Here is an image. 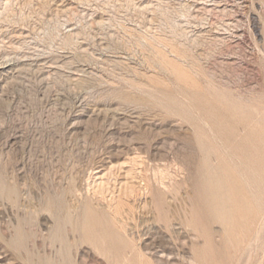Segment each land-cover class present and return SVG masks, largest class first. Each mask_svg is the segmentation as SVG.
<instances>
[{"label": "rangeland", "instance_id": "rangeland-1", "mask_svg": "<svg viewBox=\"0 0 264 264\" xmlns=\"http://www.w3.org/2000/svg\"><path fill=\"white\" fill-rule=\"evenodd\" d=\"M263 158L264 0H0V264H264Z\"/></svg>", "mask_w": 264, "mask_h": 264}, {"label": "bare ground", "instance_id": "bare-ground-1", "mask_svg": "<svg viewBox=\"0 0 264 264\" xmlns=\"http://www.w3.org/2000/svg\"><path fill=\"white\" fill-rule=\"evenodd\" d=\"M261 151H262V150H261ZM257 153H258V152H257ZM261 154H262V153H261ZM215 156H216V155H215ZM247 156H248V155H247ZM211 157H212V156H210V158H211ZM213 157H214V156H213ZM252 157H253V156H252ZM252 157H251V158H252ZM239 158H240V157H239ZM249 158H250V157H249ZM239 160H240V159H239ZM251 160H252V159H251ZM257 160H258V159H257ZM260 160H261V158L259 159V161H260ZM263 160H264V158H263ZM211 161H212V159H211ZM220 161H221V163H222V158L220 159ZM253 161H255L254 158H253ZM209 162H210V161H209ZM212 162H213V161H212ZM225 162H226V161H225ZM237 162H238V160H237ZM243 162H244V161H243ZM262 162H263V161H262ZM218 163H219V162H218ZM218 163H217V164H218ZM254 163H255V162H254ZM259 163H260V162H259ZM219 164H220V163H219ZM226 164H227V163H226ZM263 164H264V162H263ZM263 164H262V166H263ZM224 165H225V164H224ZM237 165H238V164H237ZM240 165H241V163L239 164V166H240ZM256 165H258V167H259L258 162H257ZM213 166H214V165H213ZM218 166H219V165H218ZM221 166H222V165H221ZM219 167H220V166H219ZM225 167H226V166H225ZM260 167H261V166H260ZM210 168H211V167H210ZM214 168H215V167H214ZM226 168H227V167H226ZM262 168H263V167H262ZM262 168H261L260 170H263ZM224 169H225V168H224ZM224 169H223V170H224ZM247 169H248V168H247ZM251 169H252V168H251ZM211 170H212V169H211ZM220 170H222V168H221ZM220 170H219V168H216V169H215V171H217V174H218V172H220ZM212 171H213V170H212ZM229 171H230V170H229ZM230 172H231V171H230ZM259 173H260V172H259ZM215 174H216V173H215ZM219 174H220V173H219ZM221 174H222V176H223V174H224L223 171H221ZM227 175H231V173H230V174H227ZM225 176H226V175H225ZM225 176H224V177H225ZM234 176H236V175H234ZM234 176L231 175L232 178H233ZM224 177H223V178H224ZM248 177H249V176H248ZM256 177H259V176H256ZM208 178H209V177H208ZM234 178H235V177H234ZM213 179H214V178H213ZM225 179H226V178H225ZM225 179H224V180H225ZM240 179H241V178H240ZM252 179H253V178H252ZM207 180H208V179H207ZM215 180H217V179H215ZM224 180H223V182H225ZM226 180H227V179H226ZM230 180H231V179H230ZM233 180H234V179H233ZM234 181H235V180H234ZM242 181H243V180H242ZM219 182H220V181H219ZM219 182H218V183H219ZM236 182H237V181H236ZM230 183H231V182H230ZM234 183H235V182H234ZM251 183L255 184L254 182H251ZM221 184H222V182H221ZM225 184H227V183H225ZM232 184H233V183H232ZM235 184H236V183H235ZM237 184H238V183H237ZM212 185H213V184H212ZM247 185H248V184H247ZM227 186H228V185H227ZM227 186L225 185V188H226ZM237 186L240 187V183H239ZM237 186H236V188H237ZM247 187H248V186H247ZM261 187H262V186H261ZM227 188H228V187H227ZM228 189H229V188H228ZM228 189H226V191H227ZM237 189L239 190V188H237ZM248 189H249V188H248ZM262 189H264V188L262 187ZM213 190H214V189H213ZM234 190H235V188H234ZM241 191H242V190H241ZM247 191H248V190H247ZM247 191H246V192H247ZM259 191H260V189H259ZM222 192H223V191H222ZM230 192H231V191H230ZM207 193H210V192H207ZM234 193H235V192H234ZM240 193H241V192H240ZM242 193H243V192H242ZM242 193H241V194H242ZM246 194H248V193H246ZM249 194H250V193H249ZM242 195H243V194H242ZM208 196H209V195H208ZM236 196H237V194H236ZM244 196H245V194H244ZM214 197H215V196H214ZM214 197H213V198H214ZM232 197H233V196H230V198H232ZM241 197H242V196H241ZM247 197H248V196H247ZM249 197H251V196H249ZM249 197H248V198H249ZM253 197L256 198L257 195L254 194ZM238 198H239V197H238ZM242 198H243V197H242ZM258 198H259V197H258ZM209 199H210V198H209ZM243 199H244V198H243ZM232 200H233V199H232ZM248 200H249V199H248ZM251 200H253V199H251ZM260 200H261V199H260ZM225 201H226V200H225ZM246 201H247V200H246ZM258 201H259V200H258ZM233 202H234V201H233ZM244 202H245V201H244ZM259 202H260V201H259ZM228 203H230V202H228ZM228 203H227V204H228ZM263 203H264V201H263ZM237 204H238V203H237ZM237 204H236V205H237ZM240 204H241V202H240ZM232 205H233V204H232ZM238 205H239V204H238ZM260 205H261V204H260ZM239 206H243V205H239ZM261 206H262V205H261ZM229 207H230V206H229ZM233 207H234V206H233ZM235 207H236V206H235ZM235 207H234V208H235ZM243 207H246V209L248 208L247 206H243ZM212 208H213V207H212ZM217 208H218V207H217ZM236 208H237V207H236ZM241 208H242V207H241ZM214 209H215V208H214ZM239 209H240V208H239ZM232 210H233V209H232ZM234 211H235V210H234ZM236 211H237V210H236ZM243 211H244V210H243ZM233 213H234V212H233ZM240 213H241V212H240ZM245 213H246V212H245ZM248 213H249V212H248ZM236 214H237V213H236ZM236 214H232V215H236ZM246 214H247V213H246ZM228 215H229V214H228ZM234 217H235V216H234ZM237 217H238V216H237ZM242 218H243V217H242ZM262 218H263V217H262ZM236 219H237V218H236ZM243 219H244V218H243ZM233 220H234V219H233ZM241 220H242V219H241ZM84 221H85V220H84ZM235 221H236V220H235ZM237 221H238V220H237ZM228 222H230V221H228ZM240 227H241V226H240ZM92 230H93V229H92Z\"/></svg>", "mask_w": 264, "mask_h": 264}]
</instances>
